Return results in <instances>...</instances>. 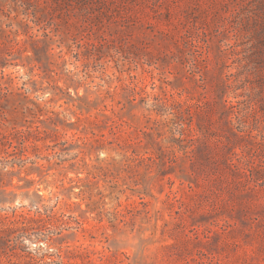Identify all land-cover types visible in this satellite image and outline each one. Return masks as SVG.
I'll return each instance as SVG.
<instances>
[{
    "label": "rangeland",
    "instance_id": "obj_1",
    "mask_svg": "<svg viewBox=\"0 0 264 264\" xmlns=\"http://www.w3.org/2000/svg\"><path fill=\"white\" fill-rule=\"evenodd\" d=\"M0 264H264V0H0Z\"/></svg>",
    "mask_w": 264,
    "mask_h": 264
}]
</instances>
